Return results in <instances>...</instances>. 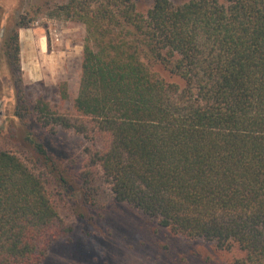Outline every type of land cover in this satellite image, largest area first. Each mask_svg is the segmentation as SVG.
Masks as SVG:
<instances>
[{"label": "trees", "instance_id": "16d2710c", "mask_svg": "<svg viewBox=\"0 0 264 264\" xmlns=\"http://www.w3.org/2000/svg\"><path fill=\"white\" fill-rule=\"evenodd\" d=\"M49 16L85 28L75 113L42 98L33 111L51 133L73 130L88 142L84 199L92 198L88 169L97 168L117 203L158 227L218 250L236 246L240 264H264V0H153L145 14L132 0H70ZM31 21L20 18L5 45L20 119L18 30ZM71 232L41 176L0 150V264H41L48 244Z\"/></svg>", "mask_w": 264, "mask_h": 264}, {"label": "rangeland", "instance_id": "374dc122", "mask_svg": "<svg viewBox=\"0 0 264 264\" xmlns=\"http://www.w3.org/2000/svg\"><path fill=\"white\" fill-rule=\"evenodd\" d=\"M69 1L0 0V150L14 153L41 176L60 218L72 228L68 237H57L48 244L41 264H240L244 253L236 246L218 250L213 242L173 234L131 206L117 203L97 168L88 169L92 198L84 199L79 173L88 142L73 130L58 128L51 133L33 111L42 98L59 114L75 113L73 100L79 88L85 28L49 16ZM132 1L142 14L153 2ZM169 1L177 6L187 0ZM20 18L32 20L28 28L18 30L27 106L24 119L15 114L16 88L5 55L6 41ZM151 70L169 84L184 88L179 77L160 66ZM59 84H65V100L60 97ZM29 139L41 144L53 163L37 155Z\"/></svg>", "mask_w": 264, "mask_h": 264}]
</instances>
